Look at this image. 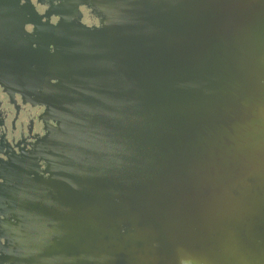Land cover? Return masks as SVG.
<instances>
[{"label": "water", "instance_id": "obj_1", "mask_svg": "<svg viewBox=\"0 0 264 264\" xmlns=\"http://www.w3.org/2000/svg\"><path fill=\"white\" fill-rule=\"evenodd\" d=\"M58 1L0 0L45 124L0 159V264H264V0Z\"/></svg>", "mask_w": 264, "mask_h": 264}, {"label": "flooded vegetation", "instance_id": "obj_2", "mask_svg": "<svg viewBox=\"0 0 264 264\" xmlns=\"http://www.w3.org/2000/svg\"><path fill=\"white\" fill-rule=\"evenodd\" d=\"M38 1L46 4L48 7L51 4H60L58 0ZM52 22L56 23L57 18L52 19ZM97 23L98 21L87 24L93 25ZM29 30H32L31 26H29ZM3 90L4 87L0 86V94ZM6 98V104L8 109H10L9 119L7 118L8 112H6L5 107H2V101L0 100V159L3 160H7L6 153L12 155L16 152L19 154L20 148L28 149L31 142H35L45 134V124L43 118H41L44 113V107H31L29 103L24 105L20 95L15 96L14 103H11L12 100L9 96L6 95Z\"/></svg>", "mask_w": 264, "mask_h": 264}, {"label": "rangeland", "instance_id": "obj_3", "mask_svg": "<svg viewBox=\"0 0 264 264\" xmlns=\"http://www.w3.org/2000/svg\"><path fill=\"white\" fill-rule=\"evenodd\" d=\"M36 8H38L37 10L40 12V13H43L46 9H47V5L46 4H43V3H40V1H36V0H31ZM74 1L75 0H68V8L69 10H73V6H74ZM9 7V6H8ZM82 13H83V17H82V21L85 23H91V22H96L98 21V18L96 16H94L93 14H91L90 10L85 7V6H81L80 7ZM52 19H55L54 17ZM1 27V26H0ZM27 29H29V26H27ZM4 46L3 42L0 43V48ZM6 95L4 93L1 92L0 94V100L2 101V107H8L7 104H6Z\"/></svg>", "mask_w": 264, "mask_h": 264}]
</instances>
